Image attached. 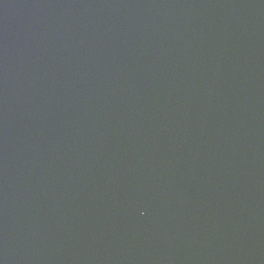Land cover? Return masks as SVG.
<instances>
[{"label": "water", "instance_id": "1", "mask_svg": "<svg viewBox=\"0 0 264 264\" xmlns=\"http://www.w3.org/2000/svg\"><path fill=\"white\" fill-rule=\"evenodd\" d=\"M0 264H264V0H0Z\"/></svg>", "mask_w": 264, "mask_h": 264}]
</instances>
